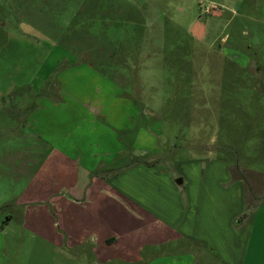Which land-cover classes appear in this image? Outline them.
Instances as JSON below:
<instances>
[{"label": "crops", "instance_id": "crops-1", "mask_svg": "<svg viewBox=\"0 0 264 264\" xmlns=\"http://www.w3.org/2000/svg\"><path fill=\"white\" fill-rule=\"evenodd\" d=\"M196 3L210 15L204 22L194 17L196 33L208 37L209 26L210 42L220 41V53L238 65L233 72L241 78L229 83L226 99L241 91L243 102L256 96L264 106V50L250 56L228 42L239 34L264 37V0ZM53 49L28 84L30 99L14 109L12 101L0 105L6 116L22 112L18 120L44 151L22 189L12 198L1 193L0 232L13 230L17 220V233L31 234L33 245L44 242L52 255L87 258L86 264H264V195L243 217L244 184L230 179V164L196 157V214L185 213V202L195 203L188 196L184 201L182 178L177 183L161 166L130 163L160 153L159 124L138 120L139 110L113 78L120 74L115 62L99 55L95 68L83 54L79 60L56 44ZM261 74L263 82H250V75ZM253 137V148L264 151V128ZM223 145L235 153L233 143ZM262 161L251 168L240 159V166L264 172ZM8 240L0 238L3 254ZM170 243L179 249L159 254Z\"/></svg>", "mask_w": 264, "mask_h": 264}, {"label": "rangeland", "instance_id": "rangeland-1", "mask_svg": "<svg viewBox=\"0 0 264 264\" xmlns=\"http://www.w3.org/2000/svg\"><path fill=\"white\" fill-rule=\"evenodd\" d=\"M204 9L196 0H0V105L12 101L9 107L14 109L30 99L28 84L55 44L79 60L85 55L84 62L95 68L99 55L114 61L120 74L106 76L115 78L123 96L136 105L138 120L149 124L158 120L160 153L145 154L140 160L156 161L155 166L174 180L182 178L184 201L188 196L195 203L186 201L185 213L196 214V157L239 166L244 159L251 167L263 166L264 156L252 145L255 132L264 128V106L257 104L256 96L249 102L246 96L243 102L241 91H230L233 96L226 99L227 86L241 76L233 72L238 65L220 53V41L210 42L214 31L209 26L208 37L196 33L194 17L201 22L209 19ZM228 42L249 55L264 50V37L239 34ZM248 45L253 47L249 52ZM262 76L250 75V82L261 83ZM19 111L13 116L0 112V195L5 192L11 198L44 153L31 129L18 120ZM224 142L233 143L235 153L225 150ZM11 225L13 230L0 232L1 239H9L4 254L0 252V264H86L87 258L70 262L52 255L44 242L33 245L27 231L17 233V220ZM171 244L159 254L179 249Z\"/></svg>", "mask_w": 264, "mask_h": 264}, {"label": "trees", "instance_id": "trees-1", "mask_svg": "<svg viewBox=\"0 0 264 264\" xmlns=\"http://www.w3.org/2000/svg\"><path fill=\"white\" fill-rule=\"evenodd\" d=\"M50 75L48 82H51ZM145 163L149 166H154L156 161L146 162L140 159H136L130 163ZM129 165V163L127 164ZM126 165V166H127ZM231 174V180H241L244 184V199L245 209L242 216H246L251 209L260 201L264 195V172L251 168H245L239 166L237 163L231 164L229 167Z\"/></svg>", "mask_w": 264, "mask_h": 264}, {"label": "water", "instance_id": "water-1", "mask_svg": "<svg viewBox=\"0 0 264 264\" xmlns=\"http://www.w3.org/2000/svg\"><path fill=\"white\" fill-rule=\"evenodd\" d=\"M176 182L177 183H181L182 182V179L179 177V178L176 179Z\"/></svg>", "mask_w": 264, "mask_h": 264}]
</instances>
